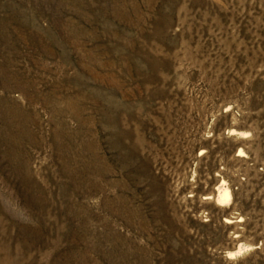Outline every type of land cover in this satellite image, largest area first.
Instances as JSON below:
<instances>
[{
	"label": "rangeland",
	"instance_id": "rangeland-1",
	"mask_svg": "<svg viewBox=\"0 0 264 264\" xmlns=\"http://www.w3.org/2000/svg\"><path fill=\"white\" fill-rule=\"evenodd\" d=\"M0 264H264V0H0Z\"/></svg>",
	"mask_w": 264,
	"mask_h": 264
},
{
	"label": "bare ground",
	"instance_id": "bare-ground-1",
	"mask_svg": "<svg viewBox=\"0 0 264 264\" xmlns=\"http://www.w3.org/2000/svg\"><path fill=\"white\" fill-rule=\"evenodd\" d=\"M231 201V194L228 190H225L224 192H222L219 196V203L221 206H224L228 203H230ZM218 202V201H217Z\"/></svg>",
	"mask_w": 264,
	"mask_h": 264
}]
</instances>
